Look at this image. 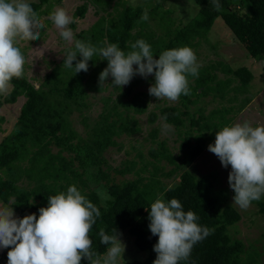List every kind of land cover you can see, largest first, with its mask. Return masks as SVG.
<instances>
[{
    "label": "trees",
    "instance_id": "trees-1",
    "mask_svg": "<svg viewBox=\"0 0 264 264\" xmlns=\"http://www.w3.org/2000/svg\"><path fill=\"white\" fill-rule=\"evenodd\" d=\"M193 1L197 12L184 26L176 25L171 10L161 5L144 9L126 6L125 0L114 2L111 12L98 17L75 37L94 46H101L107 40L124 51L130 50L131 43L144 39L158 56L170 48H196L201 41H207V34L219 18L248 56L262 61L264 72V0H219V11L211 0ZM30 4L39 19L51 13L48 0ZM97 4L109 5L105 0H97ZM145 10L148 11L146 21L141 20ZM86 12L87 7L82 5L76 8L74 16L83 19ZM45 23L49 25V20ZM70 28L74 25L70 24ZM92 59L87 72L75 74L73 69L64 67L63 56L35 83L24 74L10 82L14 88L6 102L14 104L19 98L24 101L11 130L0 140V201L6 204L14 197L16 215L22 218L36 213L38 216L39 208L47 206L48 196L75 184L101 212L90 231L93 249L103 253L107 247L100 242V228L108 234L116 228L121 236L132 239L136 250L145 254L141 260L127 264H153L157 255L153 246L158 237L149 230L146 208H150L157 196L165 200L177 198L185 211L192 210L199 216L200 225L214 229L193 247L189 260L180 264H234L233 257L242 250V245L231 247L225 232L239 223L242 216L228 204L227 195L214 189L212 181L206 178L196 181L190 171L195 159L213 142L216 132L229 124L227 115L233 108L217 109L207 116L197 109L200 117H195L190 106H196L199 98L211 93L223 99L229 91L241 92L251 82V72L245 67L233 70L222 62L199 68L198 77H188L189 95L182 94L178 104L165 105L148 114L149 124L160 121L175 129L179 153L174 155L166 139L159 138V129L153 128L147 133L150 145L146 154L140 144L130 145L137 152L135 157L113 168L105 152L114 147L121 149L120 138H133L142 133L138 117L147 112L150 95L135 91L142 82L138 78L123 88L116 87L115 99L111 96L103 99V110L89 126L84 114L90 106L88 99L107 90L106 84L99 86V74L107 67V61L99 55ZM216 68L237 79L239 85L230 88L233 79H218ZM75 114L82 117L87 128L83 136L73 126ZM115 174L133 178L116 182ZM178 176V183L168 187L165 181ZM258 205V213L264 215V203ZM8 251H0V264H7ZM81 264L89 262L82 259Z\"/></svg>",
    "mask_w": 264,
    "mask_h": 264
},
{
    "label": "clouds",
    "instance_id": "clouds-1",
    "mask_svg": "<svg viewBox=\"0 0 264 264\" xmlns=\"http://www.w3.org/2000/svg\"><path fill=\"white\" fill-rule=\"evenodd\" d=\"M211 2L219 11V0ZM48 19L69 46L63 55L64 67L78 74L89 70V61L94 55L107 61V67L99 74L101 88L109 77L111 85L123 88L135 76L145 79L153 76L149 95L160 101L177 102L182 94H190L188 77L199 75L201 65L188 46L170 48L158 56L144 39L131 43L129 51L107 40L101 46H94L76 39L69 27L74 19L64 8L56 7ZM147 19L145 10L141 20ZM44 27L28 0H0V94L7 93L13 78L23 77L26 59L20 42L39 39ZM208 151L218 157L224 168L231 166L228 183L235 193V206L246 210L264 196V124L254 126L244 121L224 126L216 132ZM47 200V206L39 208L38 216L32 213L22 218L15 213L14 197L0 204V250L9 249L7 264H81L82 259H87L89 264L124 261L126 245L116 228L112 234L100 228V242L107 247L103 253L93 249L90 231L101 212L75 184L48 196ZM146 210L149 230L158 237L153 246L157 254L153 264L188 261L193 247L214 232L200 225L199 216L192 210L185 211L177 198L165 200L157 196Z\"/></svg>",
    "mask_w": 264,
    "mask_h": 264
},
{
    "label": "rangeland",
    "instance_id": "rangeland-1",
    "mask_svg": "<svg viewBox=\"0 0 264 264\" xmlns=\"http://www.w3.org/2000/svg\"><path fill=\"white\" fill-rule=\"evenodd\" d=\"M40 0H28V3H38ZM104 1V0H103ZM109 3L108 6H100L97 4V0H48L51 3V13L56 7L64 8L68 14L73 17L74 33H78L81 30H87L98 17L104 15L107 12H111L114 2H124V0H105ZM126 6L130 7H142L144 9H150L153 6L161 5L164 9H169L172 12V19L174 23L179 26L186 25L196 14L197 7L193 0H125ZM85 5L87 12L83 19L75 18L74 12L77 7ZM46 6V5H45ZM120 8V7H119ZM50 13V14H51ZM49 17V16H48ZM48 17H42L40 20L45 25L40 33V38L31 41H21L19 46L25 56L26 63L24 66V77L28 78L32 83L35 80L42 77L49 72L50 68L57 64L64 55V50L69 46L62 39L59 34V30L56 29L54 24ZM45 20H49V25L45 23ZM70 27V25H69ZM44 46V49L41 50ZM198 62L201 67L208 66L210 64L215 65L217 62H222L223 65L235 70L240 67L247 68L253 78L251 82L244 88V90L229 91L223 99H220L214 93L208 94L199 101L196 106H190V111L195 117H200V113L196 110H202L203 116L209 115L214 110H220L225 108H233V112L227 115L229 118V124L237 122L250 121L255 126L257 124H264V72L262 70V61L254 60L248 56L244 48L240 43L236 42L232 36L231 31L223 24L218 18L215 20L212 28L207 34V41H201L196 48H193ZM215 74L218 79L226 80L227 78L233 79L230 84V88H236L239 85V81L234 79L231 75L223 73L220 68L215 69ZM141 79L135 87V91H142L149 93L148 89L151 83L154 82V77L149 76L147 79L141 76H135ZM34 79V80H33ZM130 82V83H131ZM112 78L106 81L107 90L101 94H95L89 97V109L84 113L88 117L87 123L92 126L94 121L98 118V115L103 110V99L111 96L112 100L115 99L117 92L116 87L111 85ZM125 87V86H124ZM13 86L10 85L6 94H0V140L6 135L12 128L14 122L19 113V109L24 101L23 98H19L16 103L10 104L6 102V99L13 91ZM149 103H152L147 109L144 115L138 117L139 124L142 128V133L134 136L133 138L122 137L118 140L121 144V149L118 147L110 148L105 152L104 156L108 161V164L113 168L119 167L120 164L127 159L135 157L136 151L131 149L130 145L140 144L142 152L146 154L149 148L150 142L146 140L147 133L153 128L159 129V138L166 139L167 145L171 148V152L174 155L179 153L177 132L174 128L164 125L158 121L154 124H149L148 114L156 112L160 107L167 105H176L177 102H169L167 100H159L156 97H148ZM199 107V108H197ZM220 116V115H219ZM218 118V117H217ZM216 118V119H217ZM72 123L75 129L82 136L85 135L87 128L82 122V117L75 114L72 117ZM215 139L212 143H214ZM128 154V155H127ZM170 166H167L168 169ZM190 171L193 174L196 181L207 180L212 181L214 189L222 191L224 195L228 197V204L235 207L242 216L239 223L228 227L225 232V236L230 240V246L235 244H241L242 250L233 257L234 264H264V215L258 213L259 202L264 203V196L258 201H253L251 206L246 210H241L238 206L233 204L234 191L230 188L228 183V176L231 171L229 168H224L218 159V157L208 151V146L204 148L202 153L195 159ZM179 177L175 179L165 181L168 187H172L178 183ZM132 175L121 177L117 174L114 175L116 182L124 179H132ZM0 204H3L0 201ZM126 245V251L124 253V261L121 264H127L134 260H141L144 257V253L136 250L132 243V239L126 235L120 237ZM3 250V249H2ZM0 250V251H2Z\"/></svg>",
    "mask_w": 264,
    "mask_h": 264
}]
</instances>
